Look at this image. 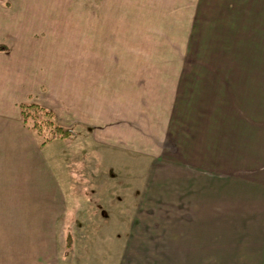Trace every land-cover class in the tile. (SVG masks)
Instances as JSON below:
<instances>
[{
	"label": "crops",
	"instance_id": "0c3cea01",
	"mask_svg": "<svg viewBox=\"0 0 264 264\" xmlns=\"http://www.w3.org/2000/svg\"><path fill=\"white\" fill-rule=\"evenodd\" d=\"M30 23L23 11L0 7V264H263L264 151L244 145L224 158L222 127L213 112L204 120L200 109L193 119L183 111L182 163L166 175L165 188L135 191L128 209L126 193L116 196L113 207L105 196L93 195L96 200H83L79 208L77 199L89 192L68 183L73 177L64 172V141L41 145L20 106L34 102L56 120L64 116L63 123L80 134L67 143L77 144L70 148L76 161L78 142L89 148L94 129H102L98 134L107 146L134 142V135L110 131L119 114L105 104L110 88L95 85L89 53L79 63L75 52L64 79L57 61L49 65L46 46L33 41ZM113 77L119 80L117 102L131 104L122 117L135 123L147 117L151 107L143 103L157 100L158 89L122 94L123 68ZM232 124L227 142L238 133ZM68 230L73 241L65 254Z\"/></svg>",
	"mask_w": 264,
	"mask_h": 264
},
{
	"label": "rangeland",
	"instance_id": "374dc122",
	"mask_svg": "<svg viewBox=\"0 0 264 264\" xmlns=\"http://www.w3.org/2000/svg\"><path fill=\"white\" fill-rule=\"evenodd\" d=\"M0 7L31 16L33 41L46 46L49 65L57 61L64 79L69 80L75 52L79 63L89 53L95 85L110 88L105 104L119 114L110 131L134 135V142L107 146L98 134L102 129H94L89 148L78 142V161L70 152L77 144H67L73 138L63 140L64 172L73 177L68 183L74 191L89 192L77 199L79 208L95 195L113 207L116 196L126 193L128 209L135 205L130 197L135 191L165 188L166 175L182 163L185 110L193 119L200 109L204 120L213 112L222 127L224 158L235 157L236 147L244 145L264 151V0H0ZM119 66L122 94L158 89L157 100L143 103L151 113L136 123L122 115L131 104L117 102L119 80L113 73ZM150 82L157 86L152 89ZM63 117L54 116V122L70 128ZM234 121L238 133L227 142ZM233 170L243 172L240 166Z\"/></svg>",
	"mask_w": 264,
	"mask_h": 264
},
{
	"label": "trees",
	"instance_id": "16d2710c",
	"mask_svg": "<svg viewBox=\"0 0 264 264\" xmlns=\"http://www.w3.org/2000/svg\"><path fill=\"white\" fill-rule=\"evenodd\" d=\"M24 124H27L32 132L40 139L43 145L52 140H64L75 138L77 135L70 128H64L54 122V115L47 109L37 104H23L20 106ZM71 250V236H66V253Z\"/></svg>",
	"mask_w": 264,
	"mask_h": 264
}]
</instances>
